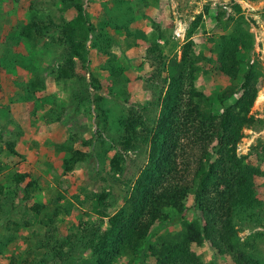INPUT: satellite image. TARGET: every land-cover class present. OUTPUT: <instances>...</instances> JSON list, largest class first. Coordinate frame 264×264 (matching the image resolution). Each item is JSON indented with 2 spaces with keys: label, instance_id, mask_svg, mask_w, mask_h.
Segmentation results:
<instances>
[{
  "label": "trees",
  "instance_id": "1",
  "mask_svg": "<svg viewBox=\"0 0 264 264\" xmlns=\"http://www.w3.org/2000/svg\"><path fill=\"white\" fill-rule=\"evenodd\" d=\"M59 3L61 13H69V18L34 16L18 27V38L35 44L48 42L60 50L62 59L53 72L55 80L80 84L88 73L90 41L92 48L108 56L102 68L108 78L90 75L88 86L108 93L107 89H112L123 75L110 51L111 38L104 31H96L84 0ZM233 10L236 16L227 17L229 33L217 39L204 38L201 51L195 50L193 40L202 18L198 15L186 33L179 58L177 54L170 58L165 55L155 39L147 40L143 33L133 34L127 29L129 36L145 44L148 58L156 62L150 80L159 78L163 84L157 96L156 118L148 126L131 108L119 119V139L113 141L118 151L106 161L103 178L109 189L105 185L100 193L87 197L100 224L88 226L87 221L79 220L77 232L64 239L58 234L57 220L69 216L74 203L63 207L59 200L52 206L33 202L40 188L29 173L2 175L0 215L15 212L23 203L26 212L32 213L34 224L46 230L38 249L46 250L50 257L46 260L44 255L37 260L29 250L25 256H9L4 264H68L77 244L87 250L79 264H117L122 258L124 264H215L197 251L204 247L228 257L233 264H264L257 245L264 235L239 236L243 229L264 228V200L257 196L256 184L264 176L259 164L264 162V147L259 145L246 155H238L243 130L264 128V117L250 113L263 88L264 60L255 54L254 36L240 5L234 4ZM225 16L226 10L220 11L217 22L222 24ZM209 76L222 77L228 84L210 94L197 86L200 77ZM37 86L43 88L36 82L26 86L28 99L43 98ZM70 141L76 142V138L71 135ZM139 141L148 147L146 164L134 182L123 183L120 177L125 156ZM6 147L11 155L19 156L13 142H7ZM87 158L85 152L70 150L62 168L71 172ZM114 183L125 184L117 207L108 200ZM189 196L191 206L187 205ZM87 201L76 202L84 206ZM29 221H9L6 234L0 231V248L14 243L20 227L30 226Z\"/></svg>",
  "mask_w": 264,
  "mask_h": 264
},
{
  "label": "rangeland",
  "instance_id": "2",
  "mask_svg": "<svg viewBox=\"0 0 264 264\" xmlns=\"http://www.w3.org/2000/svg\"><path fill=\"white\" fill-rule=\"evenodd\" d=\"M234 4L240 5L241 15L249 22L255 54L264 60V0H84L90 22L96 31H104L111 38L110 51L116 56L117 66L123 69L121 79L113 83L107 93L106 90L96 92L88 86L90 75L108 78L102 70L108 56L92 48L90 41L88 73L85 82L80 84L75 80H55L53 72L62 59L60 50L48 42L35 44L18 38V27L34 16L69 18V13H61L59 0H0V171L3 169L0 179L11 172L29 173L40 188L33 202L52 206L59 200L63 207L74 203L71 214L57 220L58 234L62 239L77 232L79 220L87 221L88 226L99 225V217L92 213L91 201L87 197L91 193H100L105 185L109 189L103 178H106V161L118 151L113 142L119 139L118 121L134 108L150 126L157 116V96L163 87L159 78L150 80L156 62L148 58L145 44L129 36L127 29L133 34L143 33L147 40L155 39L165 55L170 58L177 54L179 58L186 33L198 15L202 18L193 40L195 50L201 51L204 38L217 39L229 33L231 24L227 17L236 16ZM222 10H226V16L220 24L216 17ZM222 26L227 29L223 31ZM31 82L43 85V88L37 86L43 98H27L25 89ZM227 84L228 81L219 76L200 77L197 82L200 89L210 94ZM81 96L83 99L79 98ZM250 113L256 118L264 117V82ZM71 135L76 142L70 141ZM7 142L14 143L19 156L9 153ZM136 145V149L125 156L120 177L123 183L134 182L146 164L147 145L142 141ZM259 145L264 147V128L245 129L238 145V155H246ZM70 150L85 152L88 158L82 166L64 172L62 160L69 156ZM259 164L264 173V162ZM119 184H112L110 189L108 200L114 207L120 204V195L125 190V184ZM256 184L257 196L264 200V176L259 177ZM78 200L88 201L81 206L76 202ZM192 203L189 196L187 205ZM26 210L21 203L15 212L0 215V231L5 234L9 221L22 224L24 220H30L31 224L20 227L14 243L0 248V264L7 263V258L13 254L25 256L29 250L37 260L44 255V259H50L46 250L38 249L46 230L36 226L31 220L34 219L32 213ZM258 233L264 235L262 226L243 229L239 236L241 239L255 238ZM257 245L264 256V236L259 238ZM197 251L207 262L233 264L228 257L218 256L207 247ZM73 253L68 264H79L78 260L86 257L87 250L77 244ZM124 263L122 258L117 264Z\"/></svg>",
  "mask_w": 264,
  "mask_h": 264
}]
</instances>
